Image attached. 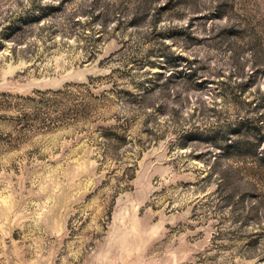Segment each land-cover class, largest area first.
<instances>
[{
    "label": "rangeland",
    "instance_id": "1",
    "mask_svg": "<svg viewBox=\"0 0 264 264\" xmlns=\"http://www.w3.org/2000/svg\"><path fill=\"white\" fill-rule=\"evenodd\" d=\"M0 264H264V0H0Z\"/></svg>",
    "mask_w": 264,
    "mask_h": 264
}]
</instances>
